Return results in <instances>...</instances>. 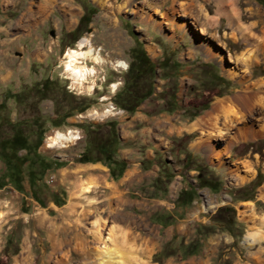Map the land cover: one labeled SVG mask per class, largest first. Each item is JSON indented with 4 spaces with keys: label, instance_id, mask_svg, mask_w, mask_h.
<instances>
[{
    "label": "rangeland",
    "instance_id": "374dc122",
    "mask_svg": "<svg viewBox=\"0 0 264 264\" xmlns=\"http://www.w3.org/2000/svg\"><path fill=\"white\" fill-rule=\"evenodd\" d=\"M14 1L12 10L0 15L7 29L19 35L37 23L47 11H41V6H47L50 20L32 40L36 44L39 38L44 48L54 41L51 65L56 68L46 79L22 86L26 88L17 99L0 105V264H94L100 257L101 239L109 233L108 250L125 264H264V242L249 246L244 240L254 229L264 231L260 196L264 132L229 144L216 140L214 150L228 151L218 162L209 159L203 145L194 148L200 131L189 129L214 103L243 90L239 77L229 74L227 55L235 57L245 45L232 38L224 18L216 26L204 21L217 13L214 0H166L158 12L144 0H132L120 12L117 6L123 0H109L104 8L92 0ZM180 2L193 6L182 10ZM236 5L245 23L256 22L250 15L252 8H259L264 19V0H236ZM186 12L188 16H182ZM62 16L68 24L59 23ZM11 21L18 23L10 25ZM184 23L187 26L181 28ZM82 38L89 40L104 62L85 61L95 68L94 74L78 87L64 70V56ZM19 43L29 45L28 40ZM220 54L224 60L218 58ZM256 55L247 85L264 80V55ZM117 62L125 67H117ZM37 66L32 63L29 71L37 74ZM92 76L102 83L96 94L87 89ZM44 80L50 84L41 87ZM146 91L150 95L132 114L116 106L131 108L132 97ZM84 106L88 109L78 113ZM109 106L120 113L105 116ZM135 112L168 116L160 123L169 130L149 131L148 146L121 144ZM56 131H72L76 139L49 147L47 137ZM15 133L25 139L28 149L27 153L14 150L19 183L8 180L3 160L11 152L3 145ZM110 133L117 137L110 149L112 158L125 165L117 180L109 177L112 165L106 166L100 154L88 149L91 141H105ZM82 152L98 162L77 163ZM35 156L49 170L41 172ZM8 169L12 170L11 164ZM30 171L34 174L31 188ZM241 175L250 178L242 182ZM86 185L91 187L89 194L82 192ZM110 185L117 186L120 194L111 195ZM104 221L102 236H97L96 228ZM122 232L130 242L121 243ZM131 246L136 253L129 254Z\"/></svg>",
    "mask_w": 264,
    "mask_h": 264
},
{
    "label": "bare ground",
    "instance_id": "6f19581e",
    "mask_svg": "<svg viewBox=\"0 0 264 264\" xmlns=\"http://www.w3.org/2000/svg\"><path fill=\"white\" fill-rule=\"evenodd\" d=\"M47 1L49 2V0ZM92 1L98 7L104 8L105 6H107L106 3L109 0ZM131 1L132 0H123L122 3L117 6V10L120 12L121 10L125 9ZM164 1L166 0H144L145 4H147L151 9H155L157 12L159 11L158 8L164 4ZM214 2L217 6V13L212 17L205 16V23L216 26L219 24V21L224 18L227 22L228 29L231 31L230 33L233 36L232 38L235 41H238V39L241 40L243 45H245V50H242L241 53L236 54L235 57L227 55V60H229V62L231 63V66H228L229 74L233 79H235V77H239L238 82L242 84L243 90L239 91L232 97H226L214 103L211 110L208 111L202 118L198 119L194 124H192L189 129H191L192 131H200V137L194 145V148L198 147L199 145H203L209 154V159L212 161L215 160L220 162L221 158L224 155L228 154V151L226 148L221 150H214L216 146L214 142L216 140L217 142L223 141L224 143L229 144L232 142H236L237 140L253 139L261 132H264V80H258L256 83H252L250 85L246 84L251 76L249 70L251 68V65L254 64L253 62L255 61V55H258L260 53L264 55V19L259 8H252L250 9V15L253 19L256 20V22H253L252 24L245 23L243 21L242 13L236 5V0H214ZM159 3L161 4L159 5ZM190 6H193V3L186 4V2H180V7H184L182 10H187ZM183 14L184 15L182 16H188L187 12ZM156 25L160 26L161 23L159 22ZM260 25H262V28L257 29ZM180 26L181 28L183 26H187V23H184ZM198 30H200V33L202 34L206 33L204 29ZM217 41H219V39H217ZM218 58H220L221 60L225 59L221 54L218 56ZM64 60V70L70 76L73 85L82 87V81L85 80L87 76H91L94 74L93 68L87 66L86 62L91 61L94 65H97L100 64L103 59L99 57L98 51H96L90 45L89 40L86 38H82L78 42L75 49H67ZM117 67L123 68L125 67V65L121 62H117ZM253 87L256 90H253ZM87 89L91 92L93 90V87L88 86ZM112 89H115V85L112 86ZM119 113L120 112H115L111 106H109V108L104 111L105 116L116 115ZM71 132L72 131H69L65 134L56 131L53 133V135L47 137L46 142L48 143L49 147L61 145L62 143H68L71 140L76 139V137L71 135ZM238 178L243 182L246 181L247 178H250V176H247L246 178L245 176L241 175ZM108 190L110 194H120L117 186L110 185L108 186ZM82 192L83 194H89L91 192L90 185L83 186ZM260 196L264 198V188H262V190L260 191ZM125 217L128 218L126 215ZM262 220L264 221V217L262 218ZM105 222L106 221H104V223H101V225L99 224L100 226H97V236H102L101 233L104 230V226L106 225ZM134 223L138 224L140 222L134 221ZM120 239L121 243L123 244L131 241V238H127V234L124 232H122ZM110 240V233L108 234V237H103V239H101L99 247L101 249L100 257H97L95 259L94 264H125V262L123 263L122 257L120 255H118L117 253H113V251L111 250H108L109 247L107 246L108 243H110ZM244 240L249 246L256 243H263L264 231L254 229L246 234ZM58 242H56V244ZM133 246L128 248L130 249L128 250L129 254H133L134 252L136 253ZM141 264H143V262H141Z\"/></svg>",
    "mask_w": 264,
    "mask_h": 264
},
{
    "label": "crops",
    "instance_id": "0c3cea01",
    "mask_svg": "<svg viewBox=\"0 0 264 264\" xmlns=\"http://www.w3.org/2000/svg\"><path fill=\"white\" fill-rule=\"evenodd\" d=\"M7 1L10 0H0V7L4 2ZM14 2L16 1L11 0V6L6 7L5 10L1 9L0 13L11 11L14 7ZM44 9H47V11L39 15V20L37 21V23H35L34 26H31V24L28 23L30 24V26L28 27L27 33L22 35L12 33L10 29H7V24L6 22L1 20L3 16L0 15V94L2 93L0 96V103H2V101L4 100H10L7 98L9 94H16L22 89L26 88H22V86H31L30 82L32 80L35 79L40 81L46 79V77L49 76L50 72H55L56 67L54 68L51 65V57L55 52L54 41L52 40L53 44L51 46L49 45L48 47L44 48L40 46L41 43L39 41V38V42L37 41L36 44L32 40V37H37L40 30L44 29L45 24L50 20V12H48V8L46 5H42L40 8L41 11ZM51 19L55 20V18L52 16ZM67 21L68 19L65 16H62L61 22L59 23L65 25L68 24ZM17 23V21H11L10 25H17ZM36 30H38V32ZM20 40H28L29 45L27 47L21 45L19 43ZM55 43H57V40L55 41ZM64 48H66V46ZM32 63L39 65L37 66L39 67V72L37 74L31 73L29 71V67ZM44 68L48 69L47 74H44ZM92 68L95 69L93 66ZM87 83L91 84L93 87V90L91 91L92 94H96L95 91H97L102 85V83L98 81V76H92ZM99 95L98 96L100 98H106L103 93H99ZM156 117L147 116L139 112H135L129 120L127 127L128 129H125L128 134L125 135V140H120V143L124 144L133 142L135 146L144 143L146 146H148L149 140H152L151 135H149V131L152 132V134H161L166 133L169 130V126L167 127V125H162L160 123L161 121H165L168 116L158 114V116ZM57 170L58 169H56L55 171Z\"/></svg>",
    "mask_w": 264,
    "mask_h": 264
},
{
    "label": "trees",
    "instance_id": "16d2710c",
    "mask_svg": "<svg viewBox=\"0 0 264 264\" xmlns=\"http://www.w3.org/2000/svg\"><path fill=\"white\" fill-rule=\"evenodd\" d=\"M81 22H82V18L79 19V24ZM49 84H50V81L44 80L41 83V87L48 86ZM150 93H151V91H146L144 94H142L140 96H137V97L133 96L131 108L127 107V106H125L123 108V106L121 104H118V103H116V106H118L121 110H124V111L132 114L135 111L136 107L143 100H145L148 97V95H150ZM18 94H19V92L16 94H12V95L9 94L7 98L11 99V100L17 99ZM127 94H129V93L127 92ZM7 98H5V99H7ZM2 103H4V101H2ZM2 103H0V105ZM87 109H88V107L84 106L78 110V113H83ZM116 139H117V137L113 136L112 133H110L109 137L105 141H102V142L91 141L89 148H88V149H91L92 151H95L96 153L100 154L102 156L103 160L105 161L106 166L112 165L111 168H108V174L112 180H117L118 178H120V176L122 175L124 168H125L124 162L121 160L120 161L114 160L112 158L113 153H110V149L113 147V145H115V142L117 141ZM37 144H38V141H36L35 146ZM26 146H27V144H26L25 139L22 136L17 135L16 133L12 139L6 141V144L3 145L4 148L11 150V152L8 154V156L4 157L3 160L6 161L5 162V164H7L6 169H7V171H9V172H7V174L9 175V176H7L8 180L13 182V183L14 182L19 183L18 177H19V172H20L19 165L16 164L17 161L14 160L15 158H13L14 157L13 156L14 150L19 149V150H23V151H25V153H27L28 149L26 148ZM33 161H35V164L38 166V168L39 167L41 168V172L49 170V167L46 164V162H44L40 157L35 156ZM96 162H98V161L96 159H93L90 156H88L86 154V152H82L81 154H79V157L77 159V163H79V164H94ZM9 164L12 165V170L8 169ZM29 164H31V162H29ZM33 175L34 174L31 171L28 172L27 184H28L29 188H31L34 184V178H32ZM56 206H60V205L56 204Z\"/></svg>",
    "mask_w": 264,
    "mask_h": 264
}]
</instances>
